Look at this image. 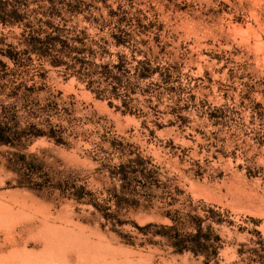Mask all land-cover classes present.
Masks as SVG:
<instances>
[{
  "label": "rangeland",
  "instance_id": "obj_1",
  "mask_svg": "<svg viewBox=\"0 0 264 264\" xmlns=\"http://www.w3.org/2000/svg\"><path fill=\"white\" fill-rule=\"evenodd\" d=\"M7 1L82 43L0 78V264H264V0ZM21 31L0 24V48ZM197 226L216 250L156 234Z\"/></svg>",
  "mask_w": 264,
  "mask_h": 264
},
{
  "label": "trees",
  "instance_id": "obj_2",
  "mask_svg": "<svg viewBox=\"0 0 264 264\" xmlns=\"http://www.w3.org/2000/svg\"><path fill=\"white\" fill-rule=\"evenodd\" d=\"M28 5L24 3L19 2H11L7 0H0V24L4 26L8 25H19L22 27V31L20 32V36L24 38L25 48L22 50H16L13 49V47L8 48L7 50H4L3 48H0V78L3 77V73L7 69H9L11 66H14L17 64L20 60V54L22 52H27L30 54H36L40 58H48L51 57V51L54 46H57V51L59 52V56L57 57V60H50L52 65L54 66H61L63 64H67V58L71 57V52L76 51L80 52L81 48L78 45L72 44V41H77L79 43H82V40L80 37L75 38H63L61 35L52 32L47 35H41V34H35L28 30V23L25 21L27 19L29 10L27 9ZM123 41L121 38H117L115 41V45L122 44ZM83 49V48H82ZM6 59V60H5ZM51 59V58H50ZM76 62L75 64L82 63L81 60L77 57H74ZM113 67L118 68V64L114 63ZM148 74L142 73V77H147ZM7 128L3 125V123L0 122V145L1 144H13V140H11L9 134H7ZM16 160L23 164L24 166L34 169L36 166L38 167V161L36 158L32 155L27 154H18L15 153ZM122 169L124 167H121ZM70 191V196L76 200L77 202H83L88 204H92V206L95 209L99 210V206L96 203H93L91 201L85 200V193L83 190H85L83 187L71 188L68 186L66 188ZM103 217L107 221L110 220V214L109 213H102ZM114 225L115 223L112 222ZM133 225L139 230V231H145L147 227L150 226V224H147L145 226H139L137 223L133 222ZM162 229H168L172 228V226L169 225H159ZM115 230V228H114ZM117 231V230H115ZM156 234L165 236L167 239L170 240L172 246L175 247L176 251L183 252L186 250L192 251L195 254H205L206 251L213 247L216 250V246L210 242V238L207 234H202V228L200 226H197V231L193 234L188 235L185 237V239H180V234H177L176 236H169L165 232H156ZM128 237L129 235H123ZM174 237V238H173ZM174 239V240H173ZM127 243H133L131 240H126Z\"/></svg>",
  "mask_w": 264,
  "mask_h": 264
}]
</instances>
